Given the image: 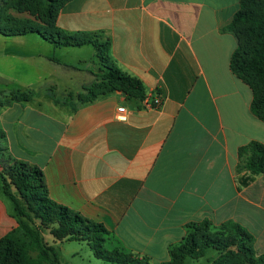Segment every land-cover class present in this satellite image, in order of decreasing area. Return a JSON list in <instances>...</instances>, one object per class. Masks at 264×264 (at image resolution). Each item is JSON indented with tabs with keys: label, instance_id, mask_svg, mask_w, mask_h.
<instances>
[{
	"label": "crops",
	"instance_id": "obj_1",
	"mask_svg": "<svg viewBox=\"0 0 264 264\" xmlns=\"http://www.w3.org/2000/svg\"><path fill=\"white\" fill-rule=\"evenodd\" d=\"M239 9V0L66 3L58 26L110 40V56L142 81L145 101L115 92L65 104L96 82L102 65L93 47L0 34V133L7 147L0 173L13 158L40 168L52 200L109 230L107 249L152 264L170 261L187 226L203 221L241 224L264 254V175L242 191L237 183L249 174L237 171L239 150L264 144L253 91L231 69L238 40L225 28ZM26 91L29 101L14 99ZM157 97L162 104L151 107ZM17 226L0 199V238Z\"/></svg>",
	"mask_w": 264,
	"mask_h": 264
},
{
	"label": "trees",
	"instance_id": "obj_2",
	"mask_svg": "<svg viewBox=\"0 0 264 264\" xmlns=\"http://www.w3.org/2000/svg\"><path fill=\"white\" fill-rule=\"evenodd\" d=\"M69 1L0 0V34L5 37L36 34L58 48L93 47L102 65L96 82L77 96L69 94L65 104L72 107L76 102L89 104L115 92L123 93L129 100L145 101L147 91L142 81L123 72L110 56V40L103 42L98 33L69 34L58 26L60 11ZM239 3V11L225 28L238 40L231 69L251 87L252 111L264 122V0H239ZM11 10L28 13L34 19L15 18ZM32 96L30 91L17 92L14 99L29 101ZM238 158V173H249L237 181L238 190L242 191L257 176L264 175V144L252 142L242 147ZM0 178L18 223L0 238V264H62L56 245L72 241L87 243L95 258L108 263L152 264L147 256L107 249L109 230L52 200L40 168L13 158L1 171ZM255 244V236L235 221L219 226L210 221L191 223L184 240L171 247L170 261L163 264H186L188 258L204 257L209 249L218 252L213 264H264V254L257 253Z\"/></svg>",
	"mask_w": 264,
	"mask_h": 264
},
{
	"label": "rangeland",
	"instance_id": "obj_3",
	"mask_svg": "<svg viewBox=\"0 0 264 264\" xmlns=\"http://www.w3.org/2000/svg\"><path fill=\"white\" fill-rule=\"evenodd\" d=\"M38 41L42 45L46 44L44 39H42L41 37ZM13 45L14 47H17V46L21 47L22 45L23 46L25 45V42H13ZM14 49H17V48H14ZM21 70L22 69L19 66L14 68V76H19V72ZM1 141H2V138L0 134V156H1V161H3L7 159V155H6V150L4 149ZM0 199H2L6 203L7 207L11 211V215H13L14 206H13V203L10 201V199L7 198L4 194L1 178H0ZM49 241L51 240L49 239ZM57 248H58L60 261L62 264H112V263H108L103 260H99L95 258L91 248L89 247L87 243L72 241V242H66L63 244H58ZM217 256H218V252L216 250L209 249L206 251V254L204 257L198 260L188 258L186 260V264H213V260Z\"/></svg>",
	"mask_w": 264,
	"mask_h": 264
},
{
	"label": "built area",
	"instance_id": "obj_4",
	"mask_svg": "<svg viewBox=\"0 0 264 264\" xmlns=\"http://www.w3.org/2000/svg\"><path fill=\"white\" fill-rule=\"evenodd\" d=\"M162 104V99L157 97L155 100H154V103L151 104V107H159L160 105ZM121 113L125 112V109L124 108H121L119 109Z\"/></svg>",
	"mask_w": 264,
	"mask_h": 264
}]
</instances>
